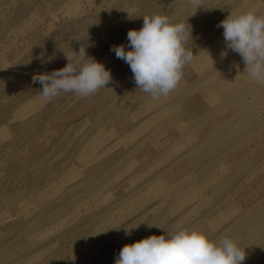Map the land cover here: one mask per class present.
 Masks as SVG:
<instances>
[{
  "label": "rangeland",
  "instance_id": "rangeland-1",
  "mask_svg": "<svg viewBox=\"0 0 264 264\" xmlns=\"http://www.w3.org/2000/svg\"><path fill=\"white\" fill-rule=\"evenodd\" d=\"M247 11L264 15V0H0V264H115L124 245L191 229L224 205L234 208L217 230L245 211L243 264H264V85L238 53L221 58L217 27ZM153 14L188 24L194 54L159 100L110 50ZM87 43L111 82L42 100L33 75Z\"/></svg>",
  "mask_w": 264,
  "mask_h": 264
},
{
  "label": "clouds",
  "instance_id": "clouds-1",
  "mask_svg": "<svg viewBox=\"0 0 264 264\" xmlns=\"http://www.w3.org/2000/svg\"><path fill=\"white\" fill-rule=\"evenodd\" d=\"M188 3L201 7V0ZM217 27L223 28L225 41L221 58H226L228 49L238 53L245 65L243 73L264 85V15L230 12ZM190 38L191 27L185 22H173L166 15H145L139 30L128 31V45H113L110 50L128 64L137 89L159 100L178 87L183 70L194 59L192 49L186 47ZM90 46L82 44L78 52L65 54V67L33 75L32 83L42 85V100L51 101L61 92L88 97L106 88L112 80L111 71L87 54ZM245 259L244 248L230 238L214 240L200 230L180 227L124 245L115 264H243Z\"/></svg>",
  "mask_w": 264,
  "mask_h": 264
},
{
  "label": "crops",
  "instance_id": "crops-1",
  "mask_svg": "<svg viewBox=\"0 0 264 264\" xmlns=\"http://www.w3.org/2000/svg\"><path fill=\"white\" fill-rule=\"evenodd\" d=\"M225 200V199H224ZM224 205V204H223ZM258 205V204H257ZM225 206V205H224ZM223 206L222 210L218 213H216L214 216H211V218H208L207 220L205 221H202V222H198L197 224H195L191 229H196V230H200V231H204V232H213L215 233L216 235L214 236V240H219V239H222V238H230L232 239L239 247H240V243H244L245 244V247L248 249V234H247V228H244L245 226H247V214L245 211L240 212L241 215H244V219L246 220L245 223L243 222H239V223H236L235 225L232 224L233 222H236V220H233L229 225L228 227H224L222 228L221 230H217L222 222H220L222 219H224V222L226 221L225 219L226 218H229L231 215V212H229V210L233 209L234 207L232 205H226L225 207ZM247 209V207L245 208ZM240 210V209H239ZM225 212H227L225 214ZM235 213V212H234ZM239 214V216H240ZM217 218V221L216 222H213V219ZM201 223H204L206 225V228L205 229H198L197 226ZM237 226V228H236ZM246 230V231H245ZM231 232H238L239 234H234L231 233ZM248 232H259L258 229H251L250 231ZM236 235V236H235ZM245 249V254H246V259H245V263H248V250ZM263 251H264V247L262 248ZM261 249V250H262Z\"/></svg>",
  "mask_w": 264,
  "mask_h": 264
}]
</instances>
